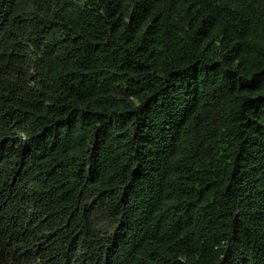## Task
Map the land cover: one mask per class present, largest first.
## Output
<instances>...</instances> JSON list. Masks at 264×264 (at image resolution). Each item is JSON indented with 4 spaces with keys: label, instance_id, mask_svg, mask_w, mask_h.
I'll use <instances>...</instances> for the list:
<instances>
[{
    "label": "trees",
    "instance_id": "obj_1",
    "mask_svg": "<svg viewBox=\"0 0 264 264\" xmlns=\"http://www.w3.org/2000/svg\"><path fill=\"white\" fill-rule=\"evenodd\" d=\"M0 264H264V0H0Z\"/></svg>",
    "mask_w": 264,
    "mask_h": 264
}]
</instances>
